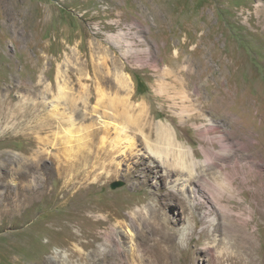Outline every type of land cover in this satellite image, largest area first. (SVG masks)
Masks as SVG:
<instances>
[{
	"label": "rangeland",
	"instance_id": "obj_1",
	"mask_svg": "<svg viewBox=\"0 0 264 264\" xmlns=\"http://www.w3.org/2000/svg\"><path fill=\"white\" fill-rule=\"evenodd\" d=\"M106 51L133 81V104L146 102L155 121L171 123L192 145L202 176L196 202L180 195L175 205L169 180L159 185L158 177L133 185L138 158L149 155L141 145L131 159L117 156L105 177L98 170L83 179L78 194L54 175L45 192L17 207L18 168L26 165V182L41 180L66 150L70 125L35 127L55 100L47 74L57 85L59 64L73 71L89 58L100 64ZM178 62L190 73L184 99L161 91ZM69 81L78 95L80 85ZM44 94L45 107L34 109ZM108 101L96 96L89 120L75 119L74 150L92 137L91 120L111 138L127 124L103 114L114 112ZM208 207L211 232L201 217ZM176 243L169 262L156 258L159 244ZM248 249L252 264H264V0H0V264H217L218 256L237 264Z\"/></svg>",
	"mask_w": 264,
	"mask_h": 264
},
{
	"label": "bare ground",
	"instance_id": "obj_2",
	"mask_svg": "<svg viewBox=\"0 0 264 264\" xmlns=\"http://www.w3.org/2000/svg\"><path fill=\"white\" fill-rule=\"evenodd\" d=\"M197 49L198 46L193 50L194 52L191 53L192 58H194L193 56H195L194 53H196ZM179 58L180 56L178 55V59ZM102 60L101 63L103 67H101V63H94L93 59L89 58L87 66H79L74 71L73 69L64 70L59 64L56 76L57 85H55V80L52 77L53 75L47 74L50 79L49 84H47V89L48 92L55 91V100H52L49 104L51 110L48 115L44 117L43 114H36L35 127L37 130H41L47 126L53 127L55 124L59 126V128L62 127L61 124L70 125L63 129L66 150L62 154L63 157H59V167H57V169H55L51 163L45 165V173H43L45 176L41 177V180H36L34 178L31 183L26 182L29 175L28 172L24 170L26 165L24 166V164H22L18 168L19 181L15 192L17 207H21L32 200L36 193L45 192L49 185V179L54 175L63 179L64 191L68 192L69 190L75 189L74 193L78 194L79 189L76 191V188L82 183L83 179L88 178L98 170L96 175L105 177V174L112 170V162L116 160L117 156H125V158L131 159L135 156V152L140 151L141 148H139V146L141 145L149 150V155L145 157V155L142 154L138 158L132 175L133 185L140 186L145 182V179L151 180L152 177L159 178V185L162 184L163 181L169 180L171 190H169L166 195L174 199V201L176 200L175 205H177L178 202H182L180 195L190 200L191 204H194L197 200L195 196L196 191H198V181L199 179L201 180L202 176L201 178H199L200 175L198 176L200 173V171H198L200 161L197 159L192 145L179 139L171 123H166L162 120L155 121V117L151 115L149 106L146 102L143 101L139 104H133V81L129 75L120 69L116 60L112 58L107 51L104 53ZM200 61L205 64L202 68L208 70L209 64L206 61L205 54L202 55V60ZM179 66H181L180 62L175 64L173 74L167 77L161 87V91L166 92L167 96L171 98H174L176 95H183L185 91L183 87L189 85V82H185V79L188 78L187 76L190 75L189 71H182ZM70 79L74 81L75 86L80 85L82 91L80 90L78 95L73 94V86L69 84ZM102 85L115 89V95L112 96L109 92H105ZM21 88H28L27 83H23ZM46 96L45 94L43 95L42 102H34V109H37L43 103V107H45L47 103ZM96 96H98L99 101L107 97L109 100L107 102V107L112 108L114 111L109 112L104 110L103 114L105 116L112 117L113 115H117L127 124L117 129L116 135L111 138L107 133L103 135L100 130L94 129L96 124L95 121L91 120L92 122L86 126L88 130L86 134L90 135L89 131H91L90 136L92 137L88 138L85 148L82 149L84 155H82L80 158L82 160L78 163V160L77 162L75 161L78 157L75 160L73 158L75 155H81L82 152L81 148L74 150L72 143L75 142V131L73 130V126L77 117H83L89 120V116L92 114L89 106ZM183 96L182 99L185 98V95ZM61 104L62 107H60ZM97 110L98 109L95 107L94 112ZM107 124L109 125L111 123L107 122ZM127 127L142 131V136L137 132H133L134 130L132 134L128 133L127 130H125ZM147 130H149V133H146ZM93 136L97 139L96 141L93 139ZM44 142H46L45 139ZM90 142L95 144L94 148L90 146ZM203 150L205 152L209 150L206 152L207 155L209 154V158L207 157L209 162L214 154V149H212V146H209V148ZM147 159H149L148 162ZM115 167L116 166H114V168ZM203 180L207 183L209 182L206 177H203ZM154 194L155 192L152 191L150 194L152 195L151 197H153ZM139 203L140 201L138 200L136 202H131L129 207L132 208V206ZM205 203L208 204L207 201H205ZM210 213L211 208L208 207L207 210L201 214L203 219L211 223L209 225V232H211L212 224L215 221V217ZM155 217L157 219L159 218L158 215H154V218ZM180 219L181 218H178V220ZM166 221H169V217ZM194 221L196 222V218ZM190 224L191 223H189L188 226H190ZM184 236L185 234L183 233L181 236L182 239H180L181 242H179L180 244L184 242ZM165 238H167V236H165ZM178 245L177 243L171 244L167 248L159 244L155 248V253L157 254L155 255L156 258L160 260V258L163 259L164 257V262H169L172 259L171 253L173 249H176ZM249 252L250 249H248V251L245 250L244 254L240 253L235 256V262L237 264H252L254 258L249 259L247 256ZM228 259H223L218 256L216 261L217 264H224L225 260Z\"/></svg>",
	"mask_w": 264,
	"mask_h": 264
},
{
	"label": "water",
	"instance_id": "obj_3",
	"mask_svg": "<svg viewBox=\"0 0 264 264\" xmlns=\"http://www.w3.org/2000/svg\"><path fill=\"white\" fill-rule=\"evenodd\" d=\"M121 185H123V181H120V180H118V181H114V182L112 183V187H113V188L119 187V186H121Z\"/></svg>",
	"mask_w": 264,
	"mask_h": 264
}]
</instances>
